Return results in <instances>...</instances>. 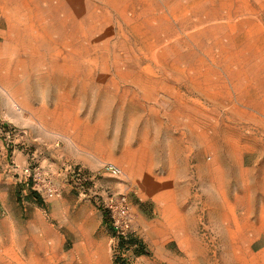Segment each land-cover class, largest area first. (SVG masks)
<instances>
[{"label": "rangeland", "instance_id": "1", "mask_svg": "<svg viewBox=\"0 0 264 264\" xmlns=\"http://www.w3.org/2000/svg\"><path fill=\"white\" fill-rule=\"evenodd\" d=\"M15 118L56 198H85L74 168L126 195L112 264H264V0H0V121ZM34 241L0 223V264H45Z\"/></svg>", "mask_w": 264, "mask_h": 264}, {"label": "crops", "instance_id": "2", "mask_svg": "<svg viewBox=\"0 0 264 264\" xmlns=\"http://www.w3.org/2000/svg\"><path fill=\"white\" fill-rule=\"evenodd\" d=\"M14 123L9 127L18 128L19 119ZM32 157L26 148L8 147L0 137V223L8 239L17 244L23 238L35 240V251L45 264H112L106 223L95 202L78 197L64 184L61 198H36L18 183L12 163L22 167ZM51 169L56 178L59 173ZM17 244L11 247L19 249Z\"/></svg>", "mask_w": 264, "mask_h": 264}, {"label": "built area", "instance_id": "3", "mask_svg": "<svg viewBox=\"0 0 264 264\" xmlns=\"http://www.w3.org/2000/svg\"><path fill=\"white\" fill-rule=\"evenodd\" d=\"M0 137L4 139L8 147H17L19 143L20 146H25L24 141L27 133L25 130L11 128L0 121ZM33 159L30 158L27 164L22 167L12 163L18 183L42 196L59 197L61 191L54 183L52 177L43 172L41 167L33 162ZM104 173L114 176L119 171L113 165H106ZM70 174L71 185L76 188L79 195L95 202L101 212L105 213L114 232L115 239H127L134 216L126 195L122 193H105L104 188H102L101 193L98 192L95 186H91L94 184L93 176L86 174L81 168H74L70 171Z\"/></svg>", "mask_w": 264, "mask_h": 264}, {"label": "trees", "instance_id": "4", "mask_svg": "<svg viewBox=\"0 0 264 264\" xmlns=\"http://www.w3.org/2000/svg\"><path fill=\"white\" fill-rule=\"evenodd\" d=\"M31 195L34 196V197H36V198H38L33 192H31ZM103 217H104V222H105V223L108 222L105 213H103ZM127 243H128V242L125 241V239L118 238V239L116 240V248H117L118 250H126V249H128V248H127V247H128V244H127ZM129 244L132 245V240H131V243H129ZM116 261H117V264H128L127 261H126L124 258L116 259Z\"/></svg>", "mask_w": 264, "mask_h": 264}, {"label": "bare ground", "instance_id": "5", "mask_svg": "<svg viewBox=\"0 0 264 264\" xmlns=\"http://www.w3.org/2000/svg\"><path fill=\"white\" fill-rule=\"evenodd\" d=\"M228 2V1H227ZM227 4V3H226ZM210 5V4H209ZM229 6H231V5H229ZM201 7V6H200ZM216 8H218V7H216ZM196 9V8H195ZM198 9V8H197ZM215 10V9H214ZM213 11V10H212ZM214 12V11H213ZM212 12V13H213ZM233 12V11H232ZM211 13V12H210ZM216 13V12H215ZM233 13H235V12H233ZM199 15V14H198ZM215 15V14H214ZM197 16V15H196ZM234 16V15H233ZM194 17V16H193ZM201 18V17H200ZM190 20V19H189ZM188 20V21H189ZM202 20H204V21H206L205 19H202ZM185 21H187V20H185ZM210 21V20H209ZM136 23V22H135ZM142 23V22H141ZM192 23V22H191ZM197 23V22H196ZM190 24V23H189ZM132 25V24H131ZM189 26V25H188ZM187 26V27H188ZM195 27V26H194ZM183 28V27H182ZM189 28V27H188ZM185 30V29H184ZM197 30V29H196ZM180 36H182V35H180ZM204 36V35H203ZM202 37V36H201ZM199 38V37H198ZM153 40H154V38H153ZM144 44V43H143ZM166 45V44H165ZM173 46V45H172ZM146 48V47H145ZM240 48V47H239ZM154 49V48H153ZM167 54V53H166ZM169 57V56H168ZM188 60V59H187ZM108 97H109V95H108ZM214 98V97H213ZM168 105V104H167ZM165 108V107H164ZM236 109V108H235ZM238 109V108H237ZM169 112V111H168ZM236 112V111H235ZM168 114V113H167ZM239 124V123H238ZM236 128V127H235ZM246 129V128H245ZM183 133V132H182ZM182 135V134H181ZM177 140V139H176ZM154 142V141H153ZM201 145H203V144H201ZM230 145V144H229ZM232 146V145H231ZM234 146V145H233ZM241 147V146H240ZM168 150V149H167ZM246 151V150H245ZM169 152V151H168ZM207 152V151H206ZM176 153V152H175ZM242 155V154H241ZM169 158V157H168ZM141 161V160H140ZM121 163H123V162H121ZM150 163V162H149ZM138 164V163H137ZM147 164H148V162H147ZM153 164V163H152ZM137 166V165H136ZM149 166V165H148ZM146 168H147V166H145ZM150 168H151V166H150ZM143 171V170H142ZM207 173V172H206ZM222 191V190H221ZM220 193V192H219ZM207 194V193H206ZM205 194V195H206ZM237 197V196H236ZM227 198V197H226ZM237 199V198H236ZM225 204V203H224ZM232 210V209H231ZM231 210H229V211H231ZM248 212V211H247ZM230 214V213H229ZM231 215V214H230ZM234 215V214H233ZM233 236V235H232Z\"/></svg>", "mask_w": 264, "mask_h": 264}]
</instances>
